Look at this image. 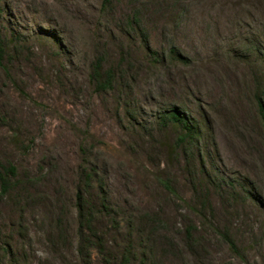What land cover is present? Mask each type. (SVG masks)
<instances>
[{
  "label": "rangeland",
  "instance_id": "rangeland-1",
  "mask_svg": "<svg viewBox=\"0 0 264 264\" xmlns=\"http://www.w3.org/2000/svg\"><path fill=\"white\" fill-rule=\"evenodd\" d=\"M258 101L264 0H0V264H264Z\"/></svg>",
  "mask_w": 264,
  "mask_h": 264
},
{
  "label": "trees",
  "instance_id": "trees-1",
  "mask_svg": "<svg viewBox=\"0 0 264 264\" xmlns=\"http://www.w3.org/2000/svg\"><path fill=\"white\" fill-rule=\"evenodd\" d=\"M258 108H259L260 116H261V118H262V120L264 122V104L262 102L258 101ZM171 115H172V118L174 120H176V122H178L180 124L187 123V120H184L176 111H172ZM8 169H9V173L10 174L13 175L15 173V168H13L12 166H10Z\"/></svg>",
  "mask_w": 264,
  "mask_h": 264
}]
</instances>
